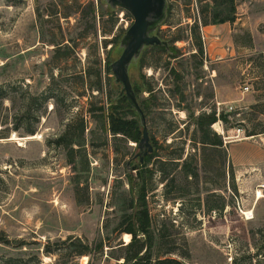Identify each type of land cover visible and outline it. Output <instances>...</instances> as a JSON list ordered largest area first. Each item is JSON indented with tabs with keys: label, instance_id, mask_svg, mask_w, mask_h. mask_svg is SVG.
Masks as SVG:
<instances>
[{
	"label": "rangeland",
	"instance_id": "1",
	"mask_svg": "<svg viewBox=\"0 0 264 264\" xmlns=\"http://www.w3.org/2000/svg\"><path fill=\"white\" fill-rule=\"evenodd\" d=\"M235 1V24L207 28V7L223 0H168L157 35L177 56L149 48L131 70L158 143L143 168L139 145L114 139L96 112L121 94L107 65L122 54L114 41L133 16L116 9L95 23L90 7L100 0H0V89L13 100L0 97V242H9L0 243V264H126L136 165L153 173L152 264H264V0ZM214 112L228 118L212 127L220 152L204 148L197 128ZM186 162L198 177H186ZM78 240L92 255L76 256Z\"/></svg>",
	"mask_w": 264,
	"mask_h": 264
},
{
	"label": "trees",
	"instance_id": "2",
	"mask_svg": "<svg viewBox=\"0 0 264 264\" xmlns=\"http://www.w3.org/2000/svg\"><path fill=\"white\" fill-rule=\"evenodd\" d=\"M210 6L207 7V10L205 13H210L213 15V23H209L208 21L203 22L204 27H208L210 25H225V24H235L238 18V7L235 0H223V4L218 6L217 8H213V10L210 12ZM171 9L168 8V14H170ZM90 13L92 20L96 23V20L98 18V15L101 17H110L114 18L113 13L111 9L109 8L107 11L104 9V4L102 0H100V7L96 8L95 6L91 5L90 7ZM168 17V15H167ZM167 20V18H166ZM162 24L164 26L167 22ZM161 26V27H162ZM199 32V26H197ZM196 39L199 43V52L204 55V48L202 44V37L199 33H196ZM122 40V38H118L114 41V43H118ZM105 48H107V43L105 45ZM60 49V48H59ZM157 50H163L172 53V57H176L178 54V50L176 48H165V47H156ZM60 54V50H57V57ZM69 57V55H67ZM112 64L107 65V70L109 74H112L111 69ZM99 79V87L97 88V91H102V80ZM147 91L151 92V87L148 86L146 88ZM134 90L136 92V95L139 99V95L142 93L140 88H135ZM0 97L3 101H9L13 103V100L11 99L8 94L5 93V90L0 89ZM140 102V100H139ZM108 105L101 106L96 110V112L101 113L102 120L104 122L106 132H109L114 139L122 138L126 140L127 142L131 141L139 145L141 140L143 139V127L141 125V120L138 116V114L135 112L133 107L130 105L127 97L121 98V94L117 99L114 101L112 98H110ZM141 108L143 109L145 113V109L140 103ZM8 119V118H6ZM19 119L16 120L17 126H15V131H18L19 129ZM219 121H222L224 123H228L227 115L221 114L220 117L217 115L216 112L209 114V115H203L200 116V118L197 119V128L199 129L201 133V144L206 149H215L216 151H224L225 150V142L221 135L217 134L212 130V127L217 124ZM230 123V120H229ZM264 133V132H262ZM30 134L32 136L35 135V131L31 130ZM85 134V127L82 126L80 136H78V139H82ZM70 135V132H67L65 134V139L68 138ZM258 135L255 132L249 133L247 137H254ZM64 140V138L62 139ZM76 140H71L68 142L69 145H73ZM152 144L154 146V153L152 155H149L145 158V161L143 163V168L148 166L152 160L157 155V147L158 143L154 140H152ZM227 157V154H225ZM183 171L186 175V177H198V171L197 168L193 167L190 162H186L183 165ZM153 173L150 170H143L141 171V176L137 179V186L140 189V196L138 199V211L137 214L130 217V226L125 230V233L129 234L132 237L131 243L127 246V256L124 257L126 264H152V244L153 239L150 236V228H151V217L150 212L148 210L147 206V183L152 178ZM133 179H131L132 181ZM133 185V183H131ZM134 187V185H133ZM236 191V189H235ZM144 235L148 237L150 245L147 243H143L140 239V236ZM129 238V237H128ZM0 243H9V242H2ZM76 248L78 249L76 251L77 257H85L92 255L93 249L89 246L84 244L82 241L78 240V242L73 243ZM96 251H103L104 250V244L103 242L98 244L95 248ZM62 253V252H61ZM47 254L54 255L52 251L47 250ZM60 256V254H57ZM160 264H180L178 262H164L161 261Z\"/></svg>",
	"mask_w": 264,
	"mask_h": 264
},
{
	"label": "water",
	"instance_id": "3",
	"mask_svg": "<svg viewBox=\"0 0 264 264\" xmlns=\"http://www.w3.org/2000/svg\"><path fill=\"white\" fill-rule=\"evenodd\" d=\"M102 2L104 5L108 4L112 12L121 9L134 18V24L127 30L120 44L123 52L111 65V69L116 84L122 87L121 98L127 97L141 120L143 139L139 143L140 153L136 158H139L140 164H143L145 158L152 155L155 150L147 128L146 115L134 90L131 70L134 63H139L145 50L154 47H170L169 42L157 35L167 18L169 2L168 0H102ZM140 167L136 165L133 169L138 173V177L141 176Z\"/></svg>",
	"mask_w": 264,
	"mask_h": 264
},
{
	"label": "bare ground",
	"instance_id": "4",
	"mask_svg": "<svg viewBox=\"0 0 264 264\" xmlns=\"http://www.w3.org/2000/svg\"><path fill=\"white\" fill-rule=\"evenodd\" d=\"M216 127L218 128V130L221 132V128L218 126V125H216ZM222 133V132H221ZM247 216L249 217V216H251V213H247Z\"/></svg>",
	"mask_w": 264,
	"mask_h": 264
},
{
	"label": "built area",
	"instance_id": "5",
	"mask_svg": "<svg viewBox=\"0 0 264 264\" xmlns=\"http://www.w3.org/2000/svg\"><path fill=\"white\" fill-rule=\"evenodd\" d=\"M203 38H204V40H205V37H204V36H203ZM249 90H250L249 88H246V92H249Z\"/></svg>",
	"mask_w": 264,
	"mask_h": 264
},
{
	"label": "crops",
	"instance_id": "6",
	"mask_svg": "<svg viewBox=\"0 0 264 264\" xmlns=\"http://www.w3.org/2000/svg\"><path fill=\"white\" fill-rule=\"evenodd\" d=\"M208 28V27H207Z\"/></svg>",
	"mask_w": 264,
	"mask_h": 264
},
{
	"label": "flooded vegetation",
	"instance_id": "7",
	"mask_svg": "<svg viewBox=\"0 0 264 264\" xmlns=\"http://www.w3.org/2000/svg\"><path fill=\"white\" fill-rule=\"evenodd\" d=\"M140 161V160H139Z\"/></svg>",
	"mask_w": 264,
	"mask_h": 264
}]
</instances>
